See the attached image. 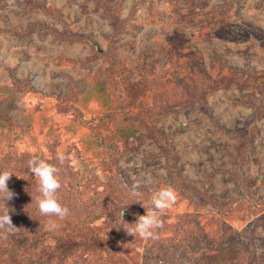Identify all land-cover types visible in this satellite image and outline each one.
I'll list each match as a JSON object with an SVG mask.
<instances>
[{
  "label": "rangeland",
  "instance_id": "374dc122",
  "mask_svg": "<svg viewBox=\"0 0 264 264\" xmlns=\"http://www.w3.org/2000/svg\"><path fill=\"white\" fill-rule=\"evenodd\" d=\"M23 153L122 200L90 226L112 264H264V0H0V172L39 193ZM165 186L160 238L129 235Z\"/></svg>",
  "mask_w": 264,
  "mask_h": 264
},
{
  "label": "trees",
  "instance_id": "16d2710c",
  "mask_svg": "<svg viewBox=\"0 0 264 264\" xmlns=\"http://www.w3.org/2000/svg\"><path fill=\"white\" fill-rule=\"evenodd\" d=\"M150 74L153 78H158V75ZM33 156L41 157L36 153L33 155L23 153L19 157V162L14 165L15 167H12L11 170L15 171L18 176V179H15L16 185L25 182V179L20 177L34 175L29 171L27 164ZM20 186H15L13 200L8 202L1 200L0 202V209L5 206L9 207L12 222L19 228L14 233L7 234L6 238L0 236V264H16L17 257L27 260L30 262L29 264H32V261L36 264H52L53 262L59 264V260L62 261L60 264H69L70 262L71 264L113 263L115 258L109 254L110 250L106 239L93 232L90 226L98 219V216L107 212L105 208L109 206L110 202L112 205L122 204L121 199L104 196L99 200L86 197L84 193H73V191L61 193L57 198L62 205L69 208V215L64 220H60L63 221L61 229L48 230L46 228L48 221L57 218L47 217V220L46 216L41 215L35 199V195L39 196L40 194L29 193L28 187L21 190ZM70 187L75 188L73 185ZM121 225L122 223H118L114 227L115 232L116 230L120 231ZM46 235L57 237L55 248L43 244ZM30 248L33 250L29 254ZM78 251H86V253L83 252L82 255L77 256Z\"/></svg>",
  "mask_w": 264,
  "mask_h": 264
},
{
  "label": "clouds",
  "instance_id": "9594fccd",
  "mask_svg": "<svg viewBox=\"0 0 264 264\" xmlns=\"http://www.w3.org/2000/svg\"><path fill=\"white\" fill-rule=\"evenodd\" d=\"M56 158L61 164L65 159L63 153H58ZM27 164L29 171L37 178L40 195L36 197V203L40 214L46 217H56L59 220H64L69 215V208L62 205L57 198V192L61 188V181L59 179L60 169L45 159H40L36 156L29 159ZM12 175L14 173L9 170L0 172V200L8 202L15 196V193L8 188V182ZM138 189L139 184H134L130 195H139ZM177 198L178 193L173 187H162L151 197L152 209L146 210V214L144 215H139L137 221L131 224L134 225L133 227H124L127 233L134 237L139 236L144 241L158 240L160 235L157 230L164 227V221L161 219V216L165 211L172 209L177 202ZM135 202L141 203L145 208L142 201L136 200ZM9 212L10 209L8 206L0 209V236L4 238H6L7 234L19 230L13 224ZM121 215L123 217V210ZM169 222L171 223V221ZM56 227H58V224L53 220H49L46 225L48 230Z\"/></svg>",
  "mask_w": 264,
  "mask_h": 264
}]
</instances>
